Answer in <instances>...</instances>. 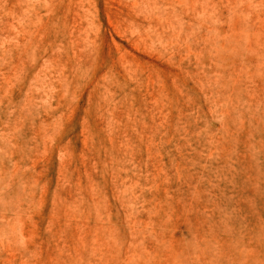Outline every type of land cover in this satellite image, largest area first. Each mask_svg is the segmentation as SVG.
Segmentation results:
<instances>
[{
	"label": "rangeland",
	"instance_id": "1",
	"mask_svg": "<svg viewBox=\"0 0 264 264\" xmlns=\"http://www.w3.org/2000/svg\"><path fill=\"white\" fill-rule=\"evenodd\" d=\"M0 264H264V0H0Z\"/></svg>",
	"mask_w": 264,
	"mask_h": 264
}]
</instances>
